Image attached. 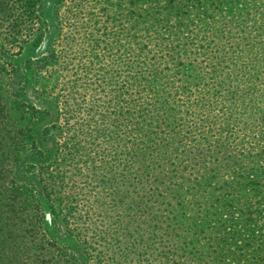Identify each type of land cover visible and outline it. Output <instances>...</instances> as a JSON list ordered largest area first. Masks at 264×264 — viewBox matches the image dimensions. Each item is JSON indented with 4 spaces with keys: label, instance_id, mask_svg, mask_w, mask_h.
<instances>
[{
    "label": "trees",
    "instance_id": "trees-1",
    "mask_svg": "<svg viewBox=\"0 0 264 264\" xmlns=\"http://www.w3.org/2000/svg\"><path fill=\"white\" fill-rule=\"evenodd\" d=\"M141 1L142 33L155 36L134 44L129 34L125 82L98 120L53 141L54 109L32 89L10 90L11 78L0 88V264H103L107 235L123 222L155 253L136 264H264V111L246 120L237 109L264 106V0ZM35 2L0 0V40L25 30ZM173 13L178 26L155 29ZM28 36L16 47L30 50ZM48 41L27 60L46 64ZM149 43L162 45L170 75L154 68ZM180 51L206 55L205 68ZM63 156L77 174L103 171L111 202L94 198L103 187L65 176Z\"/></svg>",
    "mask_w": 264,
    "mask_h": 264
},
{
    "label": "rangeland",
    "instance_id": "rangeland-1",
    "mask_svg": "<svg viewBox=\"0 0 264 264\" xmlns=\"http://www.w3.org/2000/svg\"><path fill=\"white\" fill-rule=\"evenodd\" d=\"M45 3L46 0H36L28 16L29 22L25 24V30L22 26L16 27L17 32L13 31V34L0 40V88L3 86L5 88L11 78L14 83L10 90L13 92L18 91L17 94H21L25 87L32 89L33 95H36L33 92L36 91L39 94V102L54 109L52 119L57 118L53 137L55 141L60 138L57 136L72 133V131L66 132L64 127L74 125V128H77L82 120L87 122L101 118L100 110L106 109L108 100L114 92L121 89L125 82L128 46L131 42L135 44L137 41H143L155 35L142 33L144 25L143 20L139 19V11L144 5L141 0H53L49 4L47 16L44 14ZM188 3L191 4V2ZM227 5L229 3L226 5L222 3L221 7L226 9ZM195 11L192 7L188 10V14L193 16ZM173 15V21L167 24L162 19L155 29L161 31L163 26L168 25L171 30L178 26L175 13ZM153 30L154 28L149 27L148 31L153 32ZM20 33L29 35L28 43L31 45L27 48L30 50L25 49V46L16 47L17 42L13 41V38H17ZM130 33L135 37L131 42ZM43 36L49 37L42 54L47 59L46 64L34 60L35 57L27 60L37 49L36 46L40 44ZM173 36L175 35L171 37ZM159 41L165 42V39L161 37ZM218 42L213 43L216 45ZM149 44L156 57L154 68L163 69L170 75L172 71L167 67L170 68L172 63L165 62V56L160 57L161 53H164V50L160 51L162 45L154 47L153 43ZM195 44L200 45L196 41ZM153 54L148 53L149 56H154ZM179 54L182 55L181 58H194L195 69H199V66L203 69L206 66L204 62L206 55L197 54L194 57L192 53L188 55L182 51ZM241 59L243 60L242 57ZM141 67L146 69L147 66ZM158 75L161 76L160 73ZM18 97L20 95H14L15 99ZM241 103L237 109L242 110L241 117L246 120L253 118L256 112L259 111L258 115H260L261 111H264L263 102L259 99L245 100ZM107 119V116L102 117V122L108 124ZM63 158L67 159L64 161L63 168L61 167L65 176L67 174L75 183L82 184L84 187L87 185L103 187V190L92 189V193L96 192L94 198L111 202L112 194L110 193L113 183L110 185L108 177L102 178L103 171L92 169L95 167L94 164L89 168L80 169L83 173L77 174L74 168L75 161L72 162L69 156H63ZM89 158L84 159L86 166H90ZM52 220L55 218L53 217ZM124 223H122L124 230L120 225L109 231L108 243L101 253L102 263L136 264L138 254H142L144 250L145 256H148L151 261L155 253L153 249L147 248L149 246L147 236L139 231L132 237ZM128 243L132 247H129ZM148 253L153 254L148 255Z\"/></svg>",
    "mask_w": 264,
    "mask_h": 264
}]
</instances>
